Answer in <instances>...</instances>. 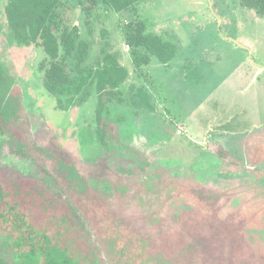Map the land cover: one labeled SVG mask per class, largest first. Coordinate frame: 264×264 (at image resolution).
<instances>
[{
  "label": "rangeland",
  "instance_id": "obj_1",
  "mask_svg": "<svg viewBox=\"0 0 264 264\" xmlns=\"http://www.w3.org/2000/svg\"><path fill=\"white\" fill-rule=\"evenodd\" d=\"M90 5L61 0L57 20L62 29L79 27V40L89 43L83 67L94 69L113 54L128 68L130 78L118 94L125 102L114 99L106 117L115 132L107 146L93 139L94 88L83 106L57 107L43 84L41 48L0 46L16 84V120L0 130V184L38 181L68 205L91 237L88 218L102 215L96 214L95 196L85 197L93 190L106 205L132 216L136 231L153 232L158 260L163 254L170 262L174 252L188 248L205 255L203 264H264V17L241 0H145L120 14L103 5L90 10ZM137 21L146 24L148 34L175 45L172 61L164 65L153 58L148 66H134L125 31ZM6 42L1 36V45ZM76 62L77 53L67 60L72 76ZM257 86L262 121L257 127L243 124L249 131L223 132L229 129L222 125L225 119H247L248 96ZM140 87L146 88L150 106L137 97ZM219 147L227 158L218 157ZM49 153L75 164L77 172L61 167ZM65 188L79 200L95 199L97 209L87 213L80 206V215ZM180 196V207L162 215L171 197ZM156 212L162 215L158 221ZM105 251L102 261L108 264ZM0 256L11 260L1 243Z\"/></svg>",
  "mask_w": 264,
  "mask_h": 264
},
{
  "label": "trees",
  "instance_id": "obj_2",
  "mask_svg": "<svg viewBox=\"0 0 264 264\" xmlns=\"http://www.w3.org/2000/svg\"><path fill=\"white\" fill-rule=\"evenodd\" d=\"M86 1L91 4L88 7L90 10L97 5H103L120 14L145 0ZM60 3L61 0H0V46L7 45L8 50L16 47H35L43 50L46 55V62L41 65V68L45 69L43 84L47 92L56 98L57 107L61 110L69 111L83 106L94 88L97 96V127L93 139L97 137L96 141L100 147L107 146L108 139L112 137V132H115V129L112 130L111 120L106 119L110 112L109 105L114 99L120 103L125 102L118 94H122L121 86L129 80L130 72L113 54H106L94 69L83 67L89 56L90 45L84 40H79V27L74 26L72 30L62 29L57 20ZM241 5L264 17V0H241ZM1 36L7 41L6 44L1 45ZM125 41L132 49V63L137 69L148 66L153 58L166 65L176 55L175 45L159 36L148 34L146 24L142 21L129 25L125 31ZM75 53L77 74L72 76L67 60ZM46 64L49 66L45 67ZM8 73L0 47L2 131L16 120V97L13 94L16 84ZM144 94H147L146 88L137 89V97L143 96L142 100H146L150 106L149 99ZM220 150L221 147L216 149L218 157L223 155V158H227L226 154H220ZM31 183V186H26V183L22 185L16 182L5 188L0 184V243L6 257L11 259L9 261L0 256V264H105L102 261L105 259L102 258L104 249H108L105 251L108 264H203L205 261L204 254L193 255L188 248H184L188 252L177 255L174 252L170 262H165L170 259L163 254L160 256L162 261L158 260L159 257H153L156 248L153 246L154 234L151 230L136 231L138 227L131 225L132 216L106 205V201L96 196V193L93 194V190H88L85 197L95 196L97 205L95 199L79 200L81 197L74 196L65 188L67 198L73 202L80 215L81 207H87L88 213L97 209H94V205L98 206L96 214L102 213L93 220L87 217L95 240L93 242L91 235L84 230L83 222L73 214L66 203H61L38 181ZM178 199L184 201L181 196L171 197V201L161 209L162 215L167 216L174 212L173 207L178 206L180 201ZM155 215L157 221L161 219L160 212ZM86 222L87 220L84 221L85 224ZM172 231L175 233L173 228ZM163 232L168 234L167 229ZM127 233L132 234L126 237ZM110 249L111 252L108 253Z\"/></svg>",
  "mask_w": 264,
  "mask_h": 264
},
{
  "label": "crops",
  "instance_id": "obj_3",
  "mask_svg": "<svg viewBox=\"0 0 264 264\" xmlns=\"http://www.w3.org/2000/svg\"><path fill=\"white\" fill-rule=\"evenodd\" d=\"M259 73V70H258V72H257V74ZM256 79H253V81H255ZM259 79H257V81H258ZM253 84H255V82H253ZM260 87H261V85H260ZM253 94L251 95V94H249V96H248V98H249V102H250V109L251 110H253V111H255V113H253L250 109H249V114H248V117H247V119H240V120H238L237 119V116H232V117H229V118H227V119H225V121H224V123H222V125L224 126V125H226V126H229V129L228 130H226V131H223V132H228V131H231L230 133H235V132H240V131H249L250 129L249 128H247L246 127V129H244L245 128V126L243 127V124H250L252 127H257V124L255 123L256 121L257 122H261L262 121V116L260 115V109L258 108V106H259V102H260V95H259V92H257L258 91V86H257V89L255 90L254 88H253ZM246 106L248 107V105L246 104ZM248 107V108H249ZM255 115V117H254V121L253 122H250V123H245V122H247V121H249V120H251L252 118H253V116ZM180 126L178 127V128H182V127H184L185 128V126H184V124H179ZM251 127V128H252ZM183 128V129H184ZM236 128H238V130L236 131L235 130V132H234V129H236ZM261 160V164H264V158H261L260 159ZM253 170V173L256 175H258V174H260V175H262L261 174V171L260 170H258V169H256V168H253L252 169ZM263 176V175H262Z\"/></svg>",
  "mask_w": 264,
  "mask_h": 264
},
{
  "label": "flooded vegetation",
  "instance_id": "obj_4",
  "mask_svg": "<svg viewBox=\"0 0 264 264\" xmlns=\"http://www.w3.org/2000/svg\"><path fill=\"white\" fill-rule=\"evenodd\" d=\"M48 155H50V156H53L54 157V161L55 162H57V163H59L60 162V166L61 167H63V168H65L66 170H71V168L73 169L74 168V165L75 164H71V163H65V161H64V159H62L61 157H56V156H54V155H52V154H48Z\"/></svg>",
  "mask_w": 264,
  "mask_h": 264
},
{
  "label": "built area",
  "instance_id": "obj_5",
  "mask_svg": "<svg viewBox=\"0 0 264 264\" xmlns=\"http://www.w3.org/2000/svg\"><path fill=\"white\" fill-rule=\"evenodd\" d=\"M127 49H129V47H127Z\"/></svg>",
  "mask_w": 264,
  "mask_h": 264
}]
</instances>
